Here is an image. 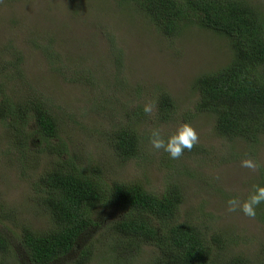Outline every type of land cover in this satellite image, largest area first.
Returning a JSON list of instances; mask_svg holds the SVG:
<instances>
[{"label": "rangeland", "instance_id": "obj_1", "mask_svg": "<svg viewBox=\"0 0 264 264\" xmlns=\"http://www.w3.org/2000/svg\"><path fill=\"white\" fill-rule=\"evenodd\" d=\"M244 1L264 13V0ZM229 57L223 38L197 27L167 38L126 0H0V61L12 63L8 88L16 98L36 96L51 106L60 120L59 135L70 153L78 156L79 165L97 163L111 178L107 182L138 181L154 193L180 179L185 201L179 221L195 218L196 210H203L212 217L210 227L233 233L238 242L233 252L263 261L264 225L257 215L250 218L239 210L227 211V200H246L260 183L264 138L251 150L242 142L219 140L213 134V118L194 114L189 125L199 137L194 146L203 149L198 154L185 150L172 159L151 147L154 129L167 139L180 123L156 122L146 128L140 124L139 135L146 132L139 140L143 153L131 160L119 162L108 147L112 131L125 125L124 113L138 101L143 106L154 102L155 108L147 114L151 119L156 116L159 89L170 92L177 113L193 112L190 108L197 100L191 91L193 79L223 67ZM17 149L0 122V230L10 235L22 224L34 230L50 226L33 183L58 159L31 144L26 154ZM168 158L175 160L173 168ZM244 159L260 167H242ZM192 211V217L186 215ZM102 233L100 238L110 235L107 229ZM92 250L86 264H144L150 249L142 247L139 256L117 254L101 245ZM58 264H74L73 256Z\"/></svg>", "mask_w": 264, "mask_h": 264}, {"label": "trees", "instance_id": "obj_2", "mask_svg": "<svg viewBox=\"0 0 264 264\" xmlns=\"http://www.w3.org/2000/svg\"><path fill=\"white\" fill-rule=\"evenodd\" d=\"M126 1L167 38L190 27L223 38L230 57L223 67L193 79L191 91L197 94L190 108L193 112L177 113L165 88L157 91L152 119L140 101L126 111L125 125L114 128L108 145L114 157L124 162L143 153L139 140L146 132L142 129L139 135L140 124L144 128L156 122L181 126L191 124L194 114L213 118V134L219 140L242 142L249 150L260 144L264 138V13L244 0ZM11 75L12 63L0 61V122L8 129L12 144L23 154L31 144L36 151L55 154L58 159L33 183L50 226L34 230L22 224L12 235L0 230V264H58L72 256L74 264H86L97 245L135 256L147 247L144 264H264V260L233 252L238 244L233 233L210 227L212 217L205 211L196 210L195 218L178 220L185 201V185L180 179L154 193L138 181L107 182L111 178L97 163L79 165L78 156L70 153L59 135L60 120L51 106L36 96L16 98L6 81ZM192 151L198 154L203 149L193 146ZM230 154L234 156L232 148ZM168 161L170 166L175 163L171 158ZM259 175L258 186H264V173ZM257 208L258 222L264 225V203ZM104 229L110 235L100 238Z\"/></svg>", "mask_w": 264, "mask_h": 264}, {"label": "clouds", "instance_id": "obj_3", "mask_svg": "<svg viewBox=\"0 0 264 264\" xmlns=\"http://www.w3.org/2000/svg\"><path fill=\"white\" fill-rule=\"evenodd\" d=\"M155 108L154 102H149L144 105L143 111L151 113ZM199 137L195 129L189 124H182L174 133L165 139L159 129H154L149 138L151 147L154 150H163L168 153L172 159H178L182 156L185 150L191 151L193 146L198 143ZM241 166L249 169H258L260 165L252 159H244L241 161ZM264 203V186H255L246 200L241 201L238 198L232 197L227 200V211H240L245 216L255 218L257 215V207Z\"/></svg>", "mask_w": 264, "mask_h": 264}]
</instances>
